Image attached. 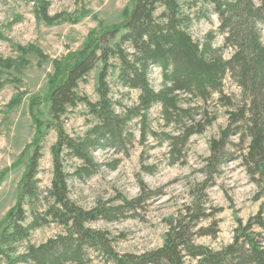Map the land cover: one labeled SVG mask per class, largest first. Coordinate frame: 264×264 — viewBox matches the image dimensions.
<instances>
[{"label":"trees","instance_id":"trees-1","mask_svg":"<svg viewBox=\"0 0 264 264\" xmlns=\"http://www.w3.org/2000/svg\"><path fill=\"white\" fill-rule=\"evenodd\" d=\"M212 16L219 21L217 32L210 31L203 42L196 41L190 29L197 22H211ZM37 17L47 25L72 20L62 14L49 15L46 3ZM98 27L89 33L81 50L52 60L54 74L45 98L51 122L43 123L32 112L37 125L33 152L20 183L18 202L0 224V264H92L95 260L104 264H186L187 259L197 264H264V0H194L185 4L179 0H133L121 23L107 27L99 22ZM217 36L222 37L223 45H216ZM17 48L21 59L0 60V68L21 70L28 64L25 57L29 54L48 59L33 45ZM99 66V99L92 102L80 93V86ZM152 69L160 73L159 89L151 84ZM114 71L122 89L118 100L108 81ZM228 77L239 88L240 100L225 93ZM132 92L138 93L136 102L125 104L123 98ZM78 105L86 107L94 122L83 137L73 138L62 119ZM155 107L160 108L162 131L151 126L150 113ZM219 109L225 110L228 124L219 138L210 142L201 193L193 195L185 211L166 220L168 230L160 248L139 255L119 253L115 246L118 238L90 224L134 217L155 193L142 182L137 198L122 197L118 205L98 203L88 210L71 199V180L84 182L100 171L102 165L95 158L98 151L129 157L137 141L136 129L141 145L152 138L159 146H168L171 166L184 164L190 140L203 135L218 120ZM51 130L57 134L52 147L53 177L51 186L43 189L38 178L41 151ZM234 138H239L243 147L239 155L229 149ZM238 159L263 204L246 223L237 221L230 244L213 250L197 243L199 238L218 234L217 222L213 227L201 226L211 217L202 196L221 166ZM70 161L75 163L68 170ZM118 165L116 160L112 170ZM51 224L61 226L63 232L33 244V234Z\"/></svg>","mask_w":264,"mask_h":264},{"label":"rangeland","instance_id":"rangeland-1","mask_svg":"<svg viewBox=\"0 0 264 264\" xmlns=\"http://www.w3.org/2000/svg\"><path fill=\"white\" fill-rule=\"evenodd\" d=\"M179 1L185 4L194 0ZM45 3L48 4L49 15L62 14L63 18L70 17L72 20L47 25L37 17ZM132 4L133 0H0V60L19 61L22 54L17 51V47L29 45L39 48L48 56L43 61L29 54L25 57L28 64L21 70L0 68V224L16 206L20 183L29 166L32 143L37 131L32 112L43 123L51 122L45 98L51 89L54 74L52 60L81 50L89 33L99 28V22L107 27L121 23ZM218 26L217 17L212 16L211 22L203 20L195 23L190 32L196 41L203 42L207 33L217 32ZM216 45H223L222 37L217 36ZM229 56L230 52H227L225 57ZM100 68L101 66L90 74L86 84L80 86V93L92 102L99 99L96 90ZM117 74V71L111 72L108 81L113 97L118 100L122 89L116 84ZM150 80L152 86L159 89L161 77L158 70L152 69ZM225 93L236 100L241 99L239 88L229 77L225 81ZM137 96V92H132L123 101L125 104H133ZM34 100L37 101L36 105ZM62 121L67 133L73 138L83 137L91 122H94L87 115L84 105L70 109ZM150 122L153 128L162 131L159 107L151 111ZM227 124L225 110L219 109L218 120L203 135L194 136L190 140L184 152L185 163L174 166L169 164L167 145L159 146L152 138L141 145L136 129L137 141L129 150L130 156L125 157L108 150L96 152V161L102 165L100 171L84 182L71 180L70 197L80 207L88 210L95 208L98 203L118 205V200L122 197L128 200L137 198L141 194L143 182L147 190L155 194L142 204L136 216L115 223L99 221L90 224V227L108 231L118 238L115 246L121 254L139 255L156 250L164 243L168 230L166 220L185 211L191 206L193 195L201 193V183L206 180L205 160L211 153L210 142L219 138ZM56 142L57 134L51 130L43 141L41 151L38 178L43 189L51 186L52 147ZM232 145L229 147L231 153L239 155L243 148L239 138L232 139ZM116 160H119V165L112 170ZM73 163L75 162L70 161L67 164L68 170H71ZM205 193L202 201L211 217L203 221L201 226L209 228L217 222L218 234L216 237L199 238L197 243L213 250L230 244L237 221L246 223L259 212L263 204V199L258 200V188L247 175L240 159L221 166L220 172L210 181ZM62 232L61 226L51 224L36 231L31 242L39 245ZM92 264L104 263L95 260ZM186 264L197 263L187 259Z\"/></svg>","mask_w":264,"mask_h":264}]
</instances>
